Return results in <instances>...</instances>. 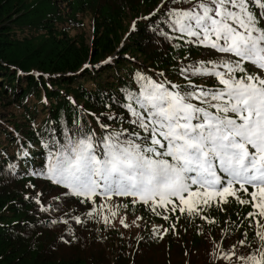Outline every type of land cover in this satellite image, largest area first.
Here are the masks:
<instances>
[{
	"label": "trees",
	"instance_id": "obj_1",
	"mask_svg": "<svg viewBox=\"0 0 264 264\" xmlns=\"http://www.w3.org/2000/svg\"><path fill=\"white\" fill-rule=\"evenodd\" d=\"M190 6L172 0H0V264H243L240 257L259 246L250 224L258 209L231 196L227 203L214 197L199 215L172 212L171 205L154 212L127 199L129 214H140L138 236L126 235L127 222L98 234L93 222L103 195L75 197L46 175L49 152L66 142V134L100 136L101 124L133 130L125 105L138 107L128 100L139 93L137 73L182 86L188 75L195 85L218 86L213 77L181 72L202 61V47L176 39L180 34L167 13ZM87 14L90 38L71 35ZM239 197L251 200L243 192ZM199 199L180 206L196 207ZM224 252L232 253L228 260Z\"/></svg>",
	"mask_w": 264,
	"mask_h": 264
},
{
	"label": "snow or ice",
	"instance_id": "obj_2",
	"mask_svg": "<svg viewBox=\"0 0 264 264\" xmlns=\"http://www.w3.org/2000/svg\"><path fill=\"white\" fill-rule=\"evenodd\" d=\"M184 2L191 6L167 13L180 34L175 38L235 59L201 61L181 72L213 77L218 86L195 85L188 75L182 86L137 73L140 90L128 100L138 107L125 105L133 130L101 124L100 136L66 134V142L49 152V180L75 197H133L154 212L171 205L172 212L199 215L214 197L227 203L229 196L264 209V0H172ZM194 196L200 198L196 207L180 206ZM256 235L259 246L240 257L243 264H264V231Z\"/></svg>",
	"mask_w": 264,
	"mask_h": 264
},
{
	"label": "rangeland",
	"instance_id": "obj_3",
	"mask_svg": "<svg viewBox=\"0 0 264 264\" xmlns=\"http://www.w3.org/2000/svg\"><path fill=\"white\" fill-rule=\"evenodd\" d=\"M63 8L64 6L61 5ZM258 11V10H257ZM82 22L77 28L73 31H71V35L75 33H84L87 38L89 39L92 34V25H91V17L90 15H84L82 18H78ZM264 26V24H262ZM202 47V46H201ZM201 55L204 57L202 58V61L207 62L209 60L217 61L221 59L223 56L224 58L228 59H235L234 57H227L225 54H220L215 52L214 50L207 49L202 47ZM200 63V60L193 61L191 63H188L189 66L198 65ZM211 67V65H208ZM223 70V69H218ZM3 101L5 99H2ZM0 99V103L2 101ZM92 197L91 199H93ZM127 199H133V197H121L112 195L110 198L105 196H99L97 198L98 202V217L93 222V228L96 230L98 234H103L106 232V230L112 229L114 227H120L123 226L120 221L123 219L124 222H127L129 224V230H127L126 235H129V231L132 232L133 236H138V233L140 231V214H134L130 215L126 205ZM258 211H264V209H258ZM113 212H115V215H113ZM105 217H107V222H105ZM257 220H259V223H257ZM250 224L258 231L262 232L261 225L264 224V217L259 216L256 217V219H253ZM132 235L129 237L131 238ZM225 259L228 260V258L232 255L231 252H224Z\"/></svg>",
	"mask_w": 264,
	"mask_h": 264
}]
</instances>
